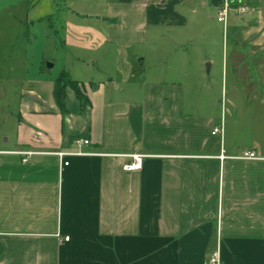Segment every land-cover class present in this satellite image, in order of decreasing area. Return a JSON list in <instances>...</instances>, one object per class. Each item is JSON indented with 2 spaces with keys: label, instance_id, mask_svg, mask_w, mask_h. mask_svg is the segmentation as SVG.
I'll use <instances>...</instances> for the list:
<instances>
[{
  "label": "crops",
  "instance_id": "crops-1",
  "mask_svg": "<svg viewBox=\"0 0 264 264\" xmlns=\"http://www.w3.org/2000/svg\"><path fill=\"white\" fill-rule=\"evenodd\" d=\"M134 1L111 5L125 22L110 31L127 33V47L145 44L149 24L182 26L224 2ZM230 1L248 12L227 27L216 74L205 57V72L199 64L140 89L73 79L87 105L68 87L63 112L54 81L68 71L49 77L40 59L10 133H0V264H205L215 252L220 264H264V0ZM127 59L118 56L124 84L134 77ZM59 151L149 157L127 172V159L99 155L64 166ZM247 151L259 159H240Z\"/></svg>",
  "mask_w": 264,
  "mask_h": 264
},
{
  "label": "rangeland",
  "instance_id": "rangeland-1",
  "mask_svg": "<svg viewBox=\"0 0 264 264\" xmlns=\"http://www.w3.org/2000/svg\"><path fill=\"white\" fill-rule=\"evenodd\" d=\"M128 2L134 5L135 1L0 0L4 11L0 18V52L5 55L7 51V56L0 59V110L3 111L0 112V133L5 132L6 136L10 133L15 122L11 113L17 111L21 95L33 88L30 80L33 71L46 57L53 60L48 62L57 64L48 71V62L41 61L49 77H54L62 68L81 85L106 82L108 85V80L113 78L125 90L133 86L140 89L143 83L158 79L159 75L180 76L185 69L190 74L199 72V64L205 72L207 63L202 60L205 57L214 60L216 74L224 53L223 45L229 40L227 27L241 17L230 12L225 28L218 21V13L199 8L196 14L186 17L187 23L182 26L147 25L145 44L132 43L127 47L132 38L127 33L115 37L110 27H121L125 22L112 16L111 5ZM123 53L127 54L134 75L129 84L120 81L118 56ZM180 56L189 62H183L177 69L174 62ZM217 73L221 74V68ZM214 84L217 89L220 82Z\"/></svg>",
  "mask_w": 264,
  "mask_h": 264
},
{
  "label": "built area",
  "instance_id": "built-area-1",
  "mask_svg": "<svg viewBox=\"0 0 264 264\" xmlns=\"http://www.w3.org/2000/svg\"><path fill=\"white\" fill-rule=\"evenodd\" d=\"M230 12H234L237 15H242L248 12V8L244 5H234L233 2L230 0H224L222 6L218 12V21L223 23L225 28L227 25L228 15ZM224 132V126L215 127L213 130V134H222ZM76 143L79 146H87L90 144V141L87 139H78ZM33 153L31 152H23L22 155L25 156L24 162H28L29 157ZM61 161H63L64 166L69 165V161L67 159L72 155H79V156H86V155H99V156H107L112 158H125L128 161L124 164L123 169L127 172L138 171L142 169L143 162L145 158L149 157L148 155L133 153V154H94V153H83V152H66V151H59L54 153ZM221 158H224L222 155ZM240 159H248V160H257L259 159L255 152L247 151L244 152L240 157ZM69 240V237L66 238ZM220 254L219 252H215L210 256V258L205 262V264H220Z\"/></svg>",
  "mask_w": 264,
  "mask_h": 264
},
{
  "label": "trees",
  "instance_id": "trees-1",
  "mask_svg": "<svg viewBox=\"0 0 264 264\" xmlns=\"http://www.w3.org/2000/svg\"><path fill=\"white\" fill-rule=\"evenodd\" d=\"M68 87L76 91L78 100L80 101V105L82 108H84L87 105V100L85 96L81 93L77 82L71 78L68 72H62L55 82V100L57 104L63 109L64 100L66 96V89Z\"/></svg>",
  "mask_w": 264,
  "mask_h": 264
},
{
  "label": "water",
  "instance_id": "water-1",
  "mask_svg": "<svg viewBox=\"0 0 264 264\" xmlns=\"http://www.w3.org/2000/svg\"><path fill=\"white\" fill-rule=\"evenodd\" d=\"M47 65H48V68H50V69L53 68V64L52 63L48 62ZM207 69H209V64L207 65Z\"/></svg>",
  "mask_w": 264,
  "mask_h": 264
}]
</instances>
